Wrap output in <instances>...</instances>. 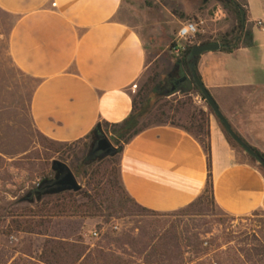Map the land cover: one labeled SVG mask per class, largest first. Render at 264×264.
Instances as JSON below:
<instances>
[{
    "label": "crops",
    "instance_id": "1",
    "mask_svg": "<svg viewBox=\"0 0 264 264\" xmlns=\"http://www.w3.org/2000/svg\"><path fill=\"white\" fill-rule=\"evenodd\" d=\"M235 2L247 13L240 47L203 54L197 72L234 132L264 154V28L257 26L264 22V0ZM122 7L123 0H0V11L14 19L8 37L11 62L36 83L29 102L36 134L76 143L98 124H120L131 114V88L145 72L146 49L137 31L118 19ZM233 25V20L211 25L219 34L210 38L205 30L203 41L219 42ZM209 130L216 206L235 219L264 216V176L240 161L212 114ZM208 174L200 144L172 126L144 131L121 155L125 190L153 212L173 213L194 203L206 189ZM41 251L26 257L43 264L34 257Z\"/></svg>",
    "mask_w": 264,
    "mask_h": 264
},
{
    "label": "rangeland",
    "instance_id": "2",
    "mask_svg": "<svg viewBox=\"0 0 264 264\" xmlns=\"http://www.w3.org/2000/svg\"><path fill=\"white\" fill-rule=\"evenodd\" d=\"M118 19L137 31L146 49V69L131 88L133 97L147 77L157 75L159 79H165L171 73L176 61L172 44L184 23L203 20L202 30L208 31L207 36L213 38L219 32L210 30L211 25L232 20L214 0L207 4L203 0H123ZM13 22L12 17L0 11V156L6 162L0 169V264H39L26 256L35 250L44 253L46 241L33 239L27 234H7L6 213L14 209L12 203L23 199L43 177L55 178L56 172L52 170L55 162L64 164L84 188L86 180L80 166L92 145L91 139L86 138L71 146L65 156L48 154L40 147L29 116V102L36 83L16 71L8 53V37ZM199 35L204 38L202 33ZM187 77L190 78L189 75ZM177 98L182 99L180 95ZM192 98V113L200 109L209 111L200 96L194 94ZM177 122L187 123L184 113L178 116ZM102 131L110 141L113 130L102 127ZM237 155L240 161L255 166L248 154L240 149H237ZM23 207L25 205L22 204L15 208ZM64 226L65 221L55 220L53 233H59ZM83 228L79 232L85 234L89 245L100 244L119 253L118 243L114 242L124 234L142 239L145 233L163 234L177 228L184 236L198 237L196 242L202 243L198 251L188 250L185 258L189 264H264V216L260 213L235 219L225 215L217 206L208 204L201 212L192 210L173 217L144 214L133 218H113L109 222L105 218L87 219ZM94 233L99 237H93ZM125 249L132 251L129 245ZM39 254L34 255L36 261L42 260L43 255Z\"/></svg>",
    "mask_w": 264,
    "mask_h": 264
},
{
    "label": "trees",
    "instance_id": "3",
    "mask_svg": "<svg viewBox=\"0 0 264 264\" xmlns=\"http://www.w3.org/2000/svg\"><path fill=\"white\" fill-rule=\"evenodd\" d=\"M214 1L222 6L234 22L232 30L223 34L218 40L222 44L223 52L233 53L240 47V41L237 40L245 31L243 18H247V13L235 0ZM193 39L192 44L187 43L185 50L175 56V65L168 77L165 79H159L157 75L147 77L132 99V112L126 120L120 124L100 123L88 135L87 138L91 139L92 145L96 140L106 137L102 127L113 130L109 154L97 152L91 147L84 157L80 166L84 169L82 171L86 180L84 188L79 192L53 193L60 186L56 185L55 178L46 176L23 199L11 204L14 209L9 210L5 216L8 221L6 233L48 237L41 260L43 264H189L185 258L188 250L198 251L202 246L201 242H196L198 237L184 236L177 228L172 232L165 231L163 234L145 233L142 239H137L133 235L126 237L124 234L114 242L118 243L120 253L100 244H86L84 235L74 236V233L82 229L87 219L105 218L109 222L113 218H133L144 214L173 217L192 210L201 212L208 204L216 206L213 199L209 130L210 115L214 113L209 107L207 112L200 109L197 113H192L190 110L194 108L192 98L194 94L200 96L206 103L193 80L191 52L195 47L211 42L203 41L201 35ZM195 72L198 75L197 66ZM199 79L201 80L200 77ZM178 95L182 99H178ZM172 96H175L173 100L163 101ZM183 113L187 121L184 125L177 122L178 116ZM220 124L232 148L236 152L240 149L245 153L232 140L223 124L221 122ZM159 126L176 127L192 136L202 147L208 161V182L202 196L188 207L173 213L153 212L140 206L125 190L120 175L121 155L124 148L144 131ZM37 135L40 147L51 155L65 156L68 149L78 143H57L41 134ZM242 141L264 160L263 153L251 147L243 139ZM247 156L264 176V168L251 156ZM5 164V160L0 156V169ZM22 204L25 207L15 208ZM55 220L65 221V226L59 233L52 231ZM59 235H64L66 238H58ZM126 245L132 248L131 252L125 249ZM141 260L142 263H138Z\"/></svg>",
    "mask_w": 264,
    "mask_h": 264
},
{
    "label": "water",
    "instance_id": "4",
    "mask_svg": "<svg viewBox=\"0 0 264 264\" xmlns=\"http://www.w3.org/2000/svg\"><path fill=\"white\" fill-rule=\"evenodd\" d=\"M210 0H203L204 4H207ZM246 23V18H243V25ZM222 49V44L219 42L215 43H209L204 44L195 47L191 52L192 57V65L191 70L193 72V80L197 86V88L200 90L201 94L204 96L205 101L208 105V107L212 110L216 118L223 124L225 129L227 130L229 136L232 138V140L240 146L246 154L251 156L254 160H256L263 168H264V160L256 154L254 151L251 150V148L246 145L242 139L234 132L224 115L221 113L219 107L217 106L216 102L208 92V90L204 87L203 83L199 79L198 75L195 72V67L197 66V59L202 56L205 53L210 52H217ZM112 147L110 141L105 137L103 139L96 140L92 144V148H95L97 152H102L105 154H109L110 148ZM52 170L57 173L55 176L56 185L60 186L59 189L53 191V193H61V192H79L82 187L78 184L75 176L73 173L62 163L55 162L53 164ZM59 174H63L62 178L59 179Z\"/></svg>",
    "mask_w": 264,
    "mask_h": 264
},
{
    "label": "built area",
    "instance_id": "5",
    "mask_svg": "<svg viewBox=\"0 0 264 264\" xmlns=\"http://www.w3.org/2000/svg\"><path fill=\"white\" fill-rule=\"evenodd\" d=\"M259 28H264V22H257ZM204 22L188 21L182 25L177 33L176 40L173 46V53L180 55L184 50L189 40L195 38L200 33H203ZM117 230V228H115ZM93 237H99L98 233H94Z\"/></svg>",
    "mask_w": 264,
    "mask_h": 264
},
{
    "label": "flooded vegetation",
    "instance_id": "6",
    "mask_svg": "<svg viewBox=\"0 0 264 264\" xmlns=\"http://www.w3.org/2000/svg\"><path fill=\"white\" fill-rule=\"evenodd\" d=\"M56 175H57V173H56ZM62 176H63V174H59L58 178L61 179Z\"/></svg>",
    "mask_w": 264,
    "mask_h": 264
}]
</instances>
